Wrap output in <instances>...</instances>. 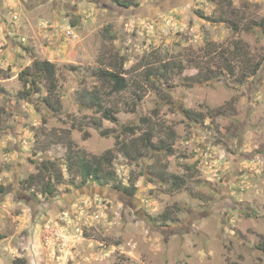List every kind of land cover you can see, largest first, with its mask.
<instances>
[{
    "label": "rangeland",
    "instance_id": "374dc122",
    "mask_svg": "<svg viewBox=\"0 0 264 264\" xmlns=\"http://www.w3.org/2000/svg\"><path fill=\"white\" fill-rule=\"evenodd\" d=\"M34 59L55 64L52 93L19 79ZM118 68L113 91L99 72ZM149 128L168 149L115 146ZM69 141L115 152L105 196L67 172ZM42 158L53 194L27 181ZM113 182L133 183L131 205ZM0 184V264H264V0H0Z\"/></svg>",
    "mask_w": 264,
    "mask_h": 264
},
{
    "label": "trees",
    "instance_id": "16d2710c",
    "mask_svg": "<svg viewBox=\"0 0 264 264\" xmlns=\"http://www.w3.org/2000/svg\"><path fill=\"white\" fill-rule=\"evenodd\" d=\"M118 4L129 7L135 0H117ZM233 25L236 27V23L233 22ZM231 55L233 59H238L239 62L246 61L249 59L246 54L245 48L242 42L239 39H235L232 43ZM226 56V55H225ZM228 59V58H226ZM232 62L225 64L229 69V72H232L233 67ZM260 61L251 62V65L248 66L242 76L244 78L249 74H254L257 69L260 67ZM246 64V62H245ZM247 65V64H246ZM55 64L47 59H34L31 62L30 66L23 68L18 74L19 79L22 80L23 84L27 86V93L30 91H39V86L37 81L44 80L46 83L47 93H52L56 87L55 82ZM124 71L122 68L111 69V70H101L99 75L109 81L113 91H120L125 88L126 82L125 78L122 75ZM150 73V70L148 71ZM161 76L164 75L163 72L160 73ZM48 104L53 106V102L47 100ZM91 103L97 105L98 111L101 112L103 118L110 121H117V117L110 111V109H101V104L99 99L94 95L91 99ZM56 108V107H55ZM58 108V106H57ZM184 114L187 118L192 119L195 122H198L202 119L201 115H198L193 110L187 108L184 109ZM73 127L75 125L73 124ZM137 129L136 126H124L125 132H134ZM154 132L153 129L149 128L143 130L141 134L132 138L131 140L121 143L118 139H115V146H117L122 153L126 154L128 157L136 159L144 155V151H162L167 147V143L163 139H159L158 142L153 141ZM169 147H167L168 149ZM116 157V154L111 149L106 150L100 155H87L84 150L79 148H74L71 141H69L67 150L65 153V166L67 172L70 173L72 177L79 176L81 178V183L85 182H96L99 184H106L111 180L115 179V171L113 169V161ZM55 162L50 159L42 158L40 164L38 165V171L36 174H29L27 181L30 185L35 184L36 182L40 183L41 192L44 194H53L54 185L51 182L52 173L56 176V183H60L62 176L60 172L56 175L54 173ZM51 174V175H50ZM173 179L171 181L174 188L181 187L184 183L183 179H180L177 175H172ZM164 180V179H163ZM114 187H119L123 189L126 193L132 194L135 190L133 183L128 185H122L120 182H113ZM7 188L0 184V195L6 193ZM3 238V234L0 233V240ZM12 264H26V259L24 258H15L12 261Z\"/></svg>",
    "mask_w": 264,
    "mask_h": 264
},
{
    "label": "flooded vegetation",
    "instance_id": "af4514ba",
    "mask_svg": "<svg viewBox=\"0 0 264 264\" xmlns=\"http://www.w3.org/2000/svg\"><path fill=\"white\" fill-rule=\"evenodd\" d=\"M101 185H99V183L96 182H89V184H87V188L92 187V189L94 190L93 193L95 194H101L102 196H105L104 193H100V191L98 190L100 188ZM97 188V189H96ZM91 189V188H90ZM107 191L109 193H114L116 194V197L123 202L125 205H131V198H132V194H128L126 193L123 189L119 188V187H114L112 186V188H107ZM92 192V191H91ZM134 197V196H133Z\"/></svg>",
    "mask_w": 264,
    "mask_h": 264
},
{
    "label": "water",
    "instance_id": "95a60500",
    "mask_svg": "<svg viewBox=\"0 0 264 264\" xmlns=\"http://www.w3.org/2000/svg\"><path fill=\"white\" fill-rule=\"evenodd\" d=\"M97 189V188H96ZM101 188H99L98 190L100 191Z\"/></svg>",
    "mask_w": 264,
    "mask_h": 264
}]
</instances>
